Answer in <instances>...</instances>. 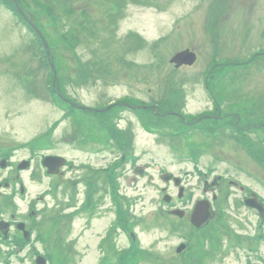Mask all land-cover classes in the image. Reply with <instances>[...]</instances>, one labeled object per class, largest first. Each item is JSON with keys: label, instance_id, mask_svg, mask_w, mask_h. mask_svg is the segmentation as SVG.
<instances>
[{"label": "rangeland", "instance_id": "rangeland-1", "mask_svg": "<svg viewBox=\"0 0 264 264\" xmlns=\"http://www.w3.org/2000/svg\"><path fill=\"white\" fill-rule=\"evenodd\" d=\"M43 1L57 17L56 30L49 26L46 30L56 33L52 49L62 63L59 85L52 83L37 36L0 2V152L9 153L13 163L29 161L24 174L32 193L54 187L47 196L50 209L43 216L44 223L59 224L73 251L72 257L55 264L110 261L115 256L102 254L105 243L103 247L97 243L111 230L105 241L108 239L109 246L115 242L118 249L112 254L126 245L128 235L125 231L119 234V221L133 222L139 235L141 251L136 264H200L195 259L197 238L205 236L204 264H246V257L256 264L258 256L264 259V239L255 236L259 233L255 230L258 214L240 204L237 185L228 186L220 221L211 220L202 231L189 222L194 202L205 198L214 209L212 201H221L226 185L222 181L215 185L216 175L249 185L264 196V163L255 156L256 152L261 158L264 147L259 138L262 129L254 128L264 121V55L251 67L234 66L229 80L223 82L218 98L223 101L221 113L235 111L237 121L221 117L213 121L218 126L214 135L197 132L191 141L198 155L196 162L180 155L185 146L181 138H162L157 133L179 129L180 112L198 117L210 110L213 103L203 77L218 59L231 57L238 62L264 49V1ZM17 2L41 23L36 8L26 0ZM186 48L195 52V61L175 67L169 59ZM52 85L62 96L88 107L118 106L121 100L145 103L149 109L143 118L157 130L148 131L133 110H124L106 119L110 135L103 134L90 114H72L66 103L52 98ZM155 109L160 115L151 111ZM223 121L228 123L222 125ZM234 127L243 140H238ZM130 148L144 175L129 184L134 162L126 160L112 201L106 171L120 155L131 154ZM48 154L64 156L75 166L66 168L57 180L44 177L40 162ZM208 167L212 170L209 176L205 174ZM162 171L182 181L177 186L165 184ZM182 186L189 194L184 197L186 206L179 200L174 203V208L183 210L178 218L163 200L176 197ZM71 193H75L76 208L56 218L57 208L51 205L56 199L66 202ZM80 201L85 204L80 206ZM180 244L184 251L178 252Z\"/></svg>", "mask_w": 264, "mask_h": 264}, {"label": "flooded vegetation", "instance_id": "flooded-vegetation-1", "mask_svg": "<svg viewBox=\"0 0 264 264\" xmlns=\"http://www.w3.org/2000/svg\"><path fill=\"white\" fill-rule=\"evenodd\" d=\"M261 1L263 3L264 0ZM227 76H230V74ZM207 92L209 93L207 96L213 103L214 96L210 95V91L207 90ZM209 109L210 110H206L202 116L195 117L193 120H188L187 117H183L185 125L188 126L185 129H190L189 131L193 130L188 134V139L190 141H192V138H195L197 132L201 133L203 136L214 135L217 132L215 128L218 127L213 122L214 120L218 121L221 120V117L224 118L227 116L231 117L227 121L231 120L235 122L236 120L235 111H229L227 115H223V113H221L222 107L215 106L214 104L210 105ZM201 119L204 121L199 123ZM227 121H223L222 125L228 123ZM222 125H220L219 128ZM258 126H260V128H262L264 131V121L258 123ZM249 128H251V124L247 125L246 129L248 130ZM228 131L229 137L232 139V131ZM235 131L236 128L234 127V133L236 134ZM248 133L251 134V131H248ZM2 159L5 161L4 163H2ZM42 160L43 157L41 158L40 162L42 175L44 177H52L55 180L61 177L66 168H73L75 166L72 163L73 161L67 159L65 165L59 169V173L53 175L47 173V168L43 165ZM121 160H123V155L121 156ZM19 164L20 161L13 163L11 160V155H2V153H0V264H55L57 262L52 261V258L59 259L72 257L73 251L71 252L70 242L66 243L67 239L62 233V227H60L59 224L54 223L52 220H50V223H44L45 219L43 216H46L50 209L47 202V196H49L54 191V187H52L53 185H49L46 189L38 191L35 194L32 193L31 186L24 174V172L29 169V163H24L26 168L23 170L19 169ZM79 166L83 167L84 165H81L80 163ZM207 176L209 175L207 174ZM181 181L182 179H180V182ZM213 181L215 182V185L220 181L224 183V186L226 185L221 201H212V205L216 214L213 220L220 221L218 215H220L222 212V205L224 201L228 200V186L233 184L235 185L236 183L231 179H227L226 176L223 175H216ZM170 182L175 186L172 179L168 181V183ZM238 190L241 192L239 193L240 204H243L247 208H252V206L247 205V200L251 199L252 190L250 188L249 190H246V188H243L240 185L238 186ZM187 194H189V191L184 190L182 186L180 188L181 196L177 195L176 197H172L169 203H174L177 200L187 202V199H184ZM74 195L75 193H71L66 202H61L59 199H56L53 205H51V207L55 206L57 208L58 212L56 213V218L66 216L65 211L67 209L76 208L77 202L75 201ZM260 197V202H263L264 204V199L262 196ZM213 198L216 200L215 196ZM84 204V202H79L80 206H83ZM186 205L187 203H185L183 206ZM174 206L175 205L172 207ZM252 209L255 210L254 208ZM263 226L264 223L258 227L257 217L255 230L259 233H256L255 236L256 238H259L260 241L262 240V237H264V234L260 233V231L264 232V228L262 229ZM119 229V234L124 232L122 226H120ZM111 232V230H106L104 237L98 240L97 247H103L101 245L104 241L105 247H103L102 254H107L110 257L115 256L116 258L114 261H117V254L122 252V249L125 245H122L119 248V251H117L115 254H112L115 249H118L115 242L109 246L110 244L108 239L105 241V236L109 235V233L111 234ZM247 248L251 250L250 247ZM189 249L186 252H188ZM196 254L201 255L200 263L204 264L201 262V260L206 256V252L203 254L202 251L197 250ZM57 261L59 262V260ZM245 263L253 264L252 260L247 257L245 258ZM256 264H264L263 256H258V261H256Z\"/></svg>", "mask_w": 264, "mask_h": 264}, {"label": "water", "instance_id": "water-1", "mask_svg": "<svg viewBox=\"0 0 264 264\" xmlns=\"http://www.w3.org/2000/svg\"><path fill=\"white\" fill-rule=\"evenodd\" d=\"M194 60H195V54L193 52L188 51V50L180 51V52L176 53L170 59L171 62H175L176 66H179L181 64H191ZM56 159H58V158H56ZM51 160H54L53 157L52 158L47 157L45 159V162L47 161L49 163V161H51ZM48 165L51 166L50 164H48ZM250 205L256 206L258 208V210L261 212V208L257 204L250 202ZM211 217H212V213L209 210V208H207V207L202 208L200 205L197 204L192 215H191V221L196 226H201V225L206 224L207 221ZM178 249L180 250L181 247H179Z\"/></svg>", "mask_w": 264, "mask_h": 264}, {"label": "trees", "instance_id": "trees-1", "mask_svg": "<svg viewBox=\"0 0 264 264\" xmlns=\"http://www.w3.org/2000/svg\"><path fill=\"white\" fill-rule=\"evenodd\" d=\"M24 10V9H23ZM25 11V10H24ZM26 12V11H25ZM27 13V12H26ZM28 15L30 16V17H32V18H34L30 13H28ZM45 57H47L46 56V54H45ZM116 130V129H115ZM123 146H124V144H123Z\"/></svg>", "mask_w": 264, "mask_h": 264}]
</instances>
